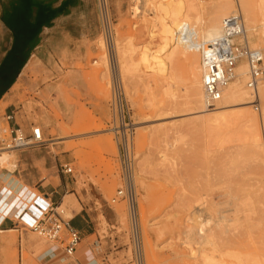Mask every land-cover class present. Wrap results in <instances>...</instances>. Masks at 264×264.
<instances>
[{
	"label": "rangeland",
	"instance_id": "1",
	"mask_svg": "<svg viewBox=\"0 0 264 264\" xmlns=\"http://www.w3.org/2000/svg\"><path fill=\"white\" fill-rule=\"evenodd\" d=\"M158 1L108 0L116 47L112 55L98 17L99 32L75 64L61 63L57 80H41L37 67H30L19 104L31 125L42 128L46 144L6 149L12 145L13 136L3 108L0 155L14 157L11 162L15 168L0 164V176L19 171V153L47 156L48 170H44L40 185L45 189L53 185L59 190L61 184L68 185V189L58 190L59 195L53 196L56 205L61 206L71 196L97 218L103 245L107 239L113 240L112 254L107 260L101 257L98 264H136L128 204L123 200L113 203L124 186L112 130L115 114L111 83L116 68L135 129L133 174L142 264H264V155H258L252 144L257 139V128L234 116L248 109L258 117L262 133L261 109L252 104L228 110L223 120L200 125L202 118L216 112H186L187 70L183 62L176 73L180 81H175L171 93L161 89V84L169 81V74L147 71L142 65L138 70L130 69L139 62L138 48L149 45L151 31L160 30L155 9ZM194 1L199 8L197 19L203 25L221 10L223 2ZM231 1L238 10V0ZM96 6L98 12L97 0ZM242 18L246 26L244 15ZM246 33L251 48L264 51L262 28ZM149 47L157 48L155 44ZM198 56L201 61L200 53ZM121 62L127 67L125 71H120ZM31 130L30 126L29 131L22 132L29 135ZM65 166L73 173L65 174ZM23 173L35 180L31 169ZM25 187L34 194L27 205L34 196L44 199L34 187ZM66 203L61 211L72 219L81 208L77 211ZM19 225L18 232L10 233L1 247L0 264H48L52 252L61 253L63 245L42 240L22 221ZM74 261L73 257L59 264Z\"/></svg>",
	"mask_w": 264,
	"mask_h": 264
},
{
	"label": "crops",
	"instance_id": "2",
	"mask_svg": "<svg viewBox=\"0 0 264 264\" xmlns=\"http://www.w3.org/2000/svg\"><path fill=\"white\" fill-rule=\"evenodd\" d=\"M98 32L96 0H0V111L5 108L7 118L12 117L8 121L11 131H29L30 126L35 127L22 114L24 109L19 104L30 67H37L41 80H57L61 63L75 64ZM18 158L19 171L0 176V252L9 234L18 232L22 216L38 198L34 196L27 205L34 194L26 185L53 202L55 194L68 189L63 184L60 190L53 185L47 189L40 185L44 170H48L47 156L30 152L19 153ZM26 168L32 170L35 180L22 174ZM68 199L66 202L77 211L81 208L72 218L73 227L81 234V244L71 264H98L101 257L107 260L112 254L113 240L107 239L104 246L97 218L71 196ZM56 253H51L48 264L68 261L62 253Z\"/></svg>",
	"mask_w": 264,
	"mask_h": 264
},
{
	"label": "built area",
	"instance_id": "3",
	"mask_svg": "<svg viewBox=\"0 0 264 264\" xmlns=\"http://www.w3.org/2000/svg\"><path fill=\"white\" fill-rule=\"evenodd\" d=\"M98 17L102 28L105 44L109 54L114 51L115 39L109 17L108 0H97ZM182 34L191 31L189 25L181 28ZM201 66L203 73V90L205 103L208 109L214 110L221 101L223 92L236 79V69L246 63L249 68V79L247 88L256 93L258 87L264 84V51L253 49L249 44L244 21L241 13L233 14L223 21V29L220 37L199 48ZM119 73L114 68L112 75V102L114 111V128L117 145L119 149L120 165L123 172L124 186L119 189L113 200L126 201L129 207L131 244L134 249L136 264H142V239L139 226V214L137 208V192L134 181V151L133 139L135 136L132 110L119 86ZM8 117L7 120H11ZM12 145L14 149L39 148L46 144L43 130L33 127L31 134H24L20 129L11 131ZM65 174H72L73 170L64 167ZM44 197L34 200L30 208L24 213L21 221L28 226L30 231L42 240L49 243H60L63 245L62 255L71 259L75 256L81 244V234L73 227L72 219L66 218L61 206ZM49 201V202H48ZM63 234L65 237L62 238ZM59 252V250L55 251Z\"/></svg>",
	"mask_w": 264,
	"mask_h": 264
},
{
	"label": "bare ground",
	"instance_id": "4",
	"mask_svg": "<svg viewBox=\"0 0 264 264\" xmlns=\"http://www.w3.org/2000/svg\"><path fill=\"white\" fill-rule=\"evenodd\" d=\"M156 3L157 6L155 5V9L159 12L158 23L160 25V30L156 32L154 31L155 29H153L154 32L151 31L149 35V45H143L138 48L139 62L130 65V69H137L140 65H142L143 68L144 66L146 67L144 70H156L159 72L158 74L163 76H167L169 74V81L167 84H161V89H166V93H171L175 81H180L176 73L181 65V62H183L184 68L187 70L186 106L189 107V109L186 112H194L196 115L211 111L216 112V115L214 116L202 118L200 125H202V122H210L209 124H211L212 121L216 122V120H223L226 116L224 113L228 110L238 108L241 109L252 104H257L261 109V122L263 123L262 125L264 128V106L261 107L264 104V88H261L260 86L262 85H260L255 94L247 88L245 85L249 79V68L247 64L242 63L237 67L236 79L223 92L221 101L219 102L217 108L214 110L207 108L208 110H206L207 106L203 90L202 66L198 56V51L201 46L221 36L224 19L238 13V10L245 17L246 32L260 27L262 28L264 34V0H238V10L234 9V5L231 0H223L221 10L210 15V20L205 25L201 24L197 19L199 8L195 4L194 0H159ZM185 24L189 25L191 28V31L188 34H182L181 31L182 26ZM153 44H155L157 48L149 47ZM121 65L122 68L120 67V71L121 69L122 71H125L127 67L123 66L122 62ZM234 116L240 122L242 121L244 124L247 122L252 124L251 126H255L257 128V139L255 143L250 142V144H254V147L256 148L255 152L263 157L264 146L262 141H264V132H262V134L259 130L260 123L258 117L248 109L238 111L234 113ZM8 148L10 147H7L6 149ZM13 158L14 157L11 155L3 153L0 155V164H11L10 166L15 168L11 162ZM9 172L12 173L13 171ZM12 188L15 189L14 187ZM68 201L69 199L67 202ZM61 206L63 207L62 204Z\"/></svg>",
	"mask_w": 264,
	"mask_h": 264
}]
</instances>
